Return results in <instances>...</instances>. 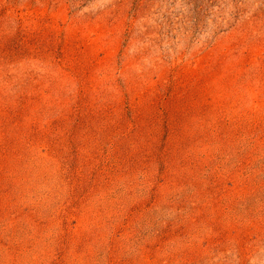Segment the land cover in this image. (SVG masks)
I'll return each mask as SVG.
<instances>
[{"label": "rangeland", "instance_id": "1", "mask_svg": "<svg viewBox=\"0 0 264 264\" xmlns=\"http://www.w3.org/2000/svg\"><path fill=\"white\" fill-rule=\"evenodd\" d=\"M0 264H264V0H0Z\"/></svg>", "mask_w": 264, "mask_h": 264}]
</instances>
